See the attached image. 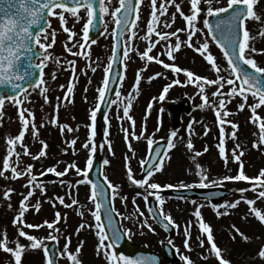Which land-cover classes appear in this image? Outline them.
Here are the masks:
<instances>
[{
  "label": "rangeland",
  "instance_id": "rangeland-1",
  "mask_svg": "<svg viewBox=\"0 0 264 264\" xmlns=\"http://www.w3.org/2000/svg\"><path fill=\"white\" fill-rule=\"evenodd\" d=\"M259 1L261 0H258L256 10L258 13L264 14V12H259ZM177 2L181 3L182 10L185 14H188L189 0H177ZM203 2L204 0H202V5ZM160 3H162V0H158V6ZM106 5L109 7V12L106 14L107 26L104 27L105 30H103L101 37L98 39L99 41L97 40L93 44L87 43L82 34L83 24L87 18L85 10L81 11L80 16L82 18L79 21L72 17L70 13L65 12L67 24H62L57 15L51 16L52 29L48 34L49 39H51L50 34L55 31L56 42L52 48L48 49L54 59L47 62L46 72L44 73V80L49 89L46 94L48 97L47 102L44 96L40 94L41 90L35 89L28 92V99L24 104L15 105L9 101L5 103L4 108L0 112V171H3L2 161L7 156L9 147L7 140L15 138L22 130V122L19 119V110L21 108L30 109L34 113L35 124L39 131V135L34 136L30 122L29 131L26 133L24 140V145L27 146L29 154L20 157L21 163L18 168V170L24 169L28 164H31L33 165L32 173L28 176L12 179L9 169L4 172V175L0 176L1 181H4V184L0 183V241L3 240V234L6 231L10 247L15 248L14 241L17 238L24 245L30 243L25 238L18 237V229L21 225H14L13 223L21 210V200L24 199V196L29 191V187H26V185H28L33 175L38 177L50 167H55L57 171H65L67 169L64 176H57L55 173L49 172L50 175L54 176L52 180L48 181L52 189L46 193L37 186L35 194L27 201V206L32 209V212H25L22 218L25 224L41 225L44 221L53 222L56 219V213L59 212L61 219L56 227L60 229V232H54L46 225L33 229L25 227L24 230L26 232L42 239L44 245L35 250L26 248L22 256V264H46L47 260L43 248L52 242H57L58 244L59 264H72L66 254H62L65 251L66 237H71L68 251L76 254L82 264H109L103 251L98 254L99 238L96 235L95 227L86 226L83 229L79 228L82 223L95 225L96 221L89 211V209L94 211L95 205L89 200L91 190L88 184L79 183L80 180L85 179L83 175L68 167L74 164L84 170L87 167L86 162L89 158L94 161L97 157H101L103 176H107V181L111 186L118 188V194L113 199V205L121 217V226L130 237L134 234V238L137 234L136 239L133 240L134 243L148 242L149 244L147 245H149L150 249L164 258L162 246L168 242L167 237H163L159 233H153L150 228L147 230L146 226L141 227L140 225L144 220H147V217L144 214L139 216L136 211L138 206L139 211L142 212V205L144 203L146 205L150 198H155L163 213L170 215L179 225V233L172 241L177 251L180 249L178 253L188 256L193 261V264L218 263V258L210 252V245L213 241L207 240V234L199 229L198 218L194 215L197 208L200 210V206L203 205L201 215L203 220H205L204 222L208 223L213 229L214 240L216 236V244L222 249L224 258L226 253H228V249L229 251L231 250V245L235 249L238 245H242L241 248L247 250L244 256V264H264V259L258 256V252L261 248H264V222H261L260 225L254 219L255 223L252 220L253 216L250 211L251 207H257L259 211L264 212V198H259L258 196L261 190L256 189L241 195H232L220 207L219 212L224 213L223 215L214 213L208 202L192 203L187 201L186 203H170L165 200L169 198L163 196L162 192L168 188L165 187L168 184L179 185L181 188L189 186L200 187L201 182L209 184L206 188L222 187L232 190L233 193L234 188L241 186L242 184L240 183L244 182L230 180L231 184L234 185L229 187L224 177L235 176V166L240 167L241 162L247 172L264 170V145L259 139V122H253V113L249 107V105L259 101L249 97L245 107L241 110L239 108L242 103L241 97H233L231 102L228 103V97L225 96L226 110L230 112V115L223 117L222 110L221 118L236 123L238 128L232 129L231 124H225L222 130L219 119L215 115L216 109L207 106L200 107L203 100L199 88L195 83H190L187 80L184 72L175 73L171 68L166 69L155 60L147 61L146 59H141V54L146 51L149 45V39H142V37L146 36L147 24L150 20L149 0H142L140 3V20H136L135 24L137 27L132 29L137 32V36L131 40L128 39L130 32L125 36V44L128 50V58H125V62L127 61L129 71L127 76L124 77L125 81L123 79L124 88L120 93L121 95L119 98L117 96L114 98L113 106L104 122V137L100 140L95 136L92 137L91 134V139L93 140L91 142L89 133L91 112L95 110V107L97 109L100 102L97 89L103 86L104 71H107V66L112 56L113 18L111 11L116 8L117 4L114 6L112 1L108 2L107 0ZM226 5L227 0H215V6ZM168 12L169 15L176 12L175 7L169 6ZM206 18L207 16L202 12L196 27L204 29V31L197 32L196 36L193 37L194 47H187L184 43L187 40V32L179 33L182 43L180 50L173 52L174 60L168 58L166 44L163 41L155 44L149 54L158 56L165 63L175 64L177 67L192 71L196 75L214 79L216 74L210 63L206 61L201 53L195 50V46L202 45L205 38H207L209 43L208 51L216 58L217 65L222 70H226L222 71L221 75L227 78H234L227 58L215 45L203 24V20ZM164 19L166 17H161V21ZM65 27L69 29V32L63 30ZM185 27L186 22L177 13L175 23L172 24L171 28H164L161 24L158 26V30L171 32L177 29H184ZM247 27L251 32L254 31L256 33L255 39L252 41L254 46L257 33L264 27V24L249 20ZM71 32L76 35L70 40L69 35ZM259 38L264 39L261 36H258ZM150 39L155 41L157 37L153 34ZM170 42L174 45L176 37H172ZM80 45L85 46L84 49H81ZM68 49H71V51H68ZM73 53L77 54L74 55ZM256 53L258 54L257 57L262 58L261 63L257 62L258 66L264 67V52L258 50ZM56 58L59 59L58 64L55 62ZM73 68H75V71H73ZM92 68L96 70L92 71ZM52 73H55V79H52ZM138 73L140 75V84L139 92H136L135 84ZM157 73L160 75H156ZM176 79H179L181 83H174ZM170 84L172 86L167 94H164L163 89ZM62 85L64 87H61ZM73 85V92L69 95L67 89ZM214 91H216L215 86H205V94L209 96V103L215 101L218 104L220 97L211 95ZM220 91L226 93L229 88L226 86ZM130 93L134 97L132 107L129 109V115L135 121L134 129L131 126L132 122L123 116V109L127 104V98ZM162 94H164L165 98L161 101L159 97ZM66 96L67 99H65ZM184 97L191 99L192 111L188 116L183 113L180 126L174 129L168 114V108L170 105L180 103ZM57 105H59L58 108ZM150 105L151 107H149ZM255 115L259 119H264V105L257 109ZM27 116L28 113H26ZM165 116H167V120ZM53 119L57 123H51ZM157 120H161L162 127H164L165 122L170 123V128L165 132L166 135L164 137L157 133V128L155 127ZM190 124L192 125L191 130L189 129ZM64 125L68 127H64L62 130ZM69 128L72 130L70 131ZM122 129H127V133ZM234 130L237 132V136L232 139L231 132ZM133 131L135 135L141 136L139 140L135 139ZM172 131H176V138L171 137ZM144 137L152 139L154 143L171 138L176 145L170 149V153L163 160L164 166L162 169L153 171V175L145 179L150 183H159L161 188L157 190H146V186L145 188H140L132 183L127 174V167L130 166L133 177L140 179L142 167L140 161L145 160L147 156L144 146H149L147 139ZM73 139L76 140L75 145L71 144ZM189 139H191L193 144L192 149L187 147ZM42 142L47 143L48 147L46 149H43ZM85 143H89L90 147L95 144L97 151L94 154L90 153L89 149L83 147ZM129 143L132 144L135 155L129 150ZM109 144H111V148H109ZM237 144L240 145V148L236 149V154L239 155L241 151L244 153L241 156V162L236 161L232 156V150L236 148ZM219 145L225 147V155L228 156L227 162L220 154ZM42 149L46 152V155L39 159H33V156L38 155ZM205 149L207 150L205 151ZM16 151L23 152L22 146L18 144ZM196 153H200V155L197 156ZM193 156L196 157L195 162L192 159ZM15 159L16 157L13 156L10 164ZM105 160H108L109 164L105 165ZM40 161L45 162L44 166L41 167L39 165ZM196 163L201 165L203 173L209 178L208 181H202L201 174L195 167ZM259 173L256 172L251 175L257 177ZM161 174H163L162 176L167 182L160 180ZM211 181H216L217 183L213 186ZM9 189L13 191L10 192L9 197H5L4 193ZM153 191L156 194H160V198L164 201L163 204L155 197L157 195L150 194ZM137 193L142 195H137ZM144 195L148 196L147 200H144ZM58 197H63L65 204H71L73 199L78 200V203L72 207H66L59 203ZM123 197H127V199L125 200ZM12 199H15L16 203ZM246 199H255L256 204L250 206L246 203ZM133 200H135V204ZM237 200H240V203L236 208L226 207L227 204ZM37 203L40 205L39 211L35 208ZM128 203L132 206L129 209H127ZM80 211L84 212L83 217L78 214ZM189 225L190 236L184 230ZM233 226L240 230L239 233L243 237L241 242L234 239L235 230ZM53 235L58 236L59 239H50V236ZM244 237H247V239ZM201 240L204 241L203 246L200 244ZM189 244L190 247L193 246V249L186 251V249H189ZM81 245V251L78 254L75 253L76 248ZM237 249L240 248L238 247ZM180 260V264H187V261L181 256ZM165 262L169 264L167 261ZM0 264H14L12 254L6 253L2 248H0Z\"/></svg>",
  "mask_w": 264,
  "mask_h": 264
},
{
  "label": "snow or ice",
  "instance_id": "snow-or-ice-1",
  "mask_svg": "<svg viewBox=\"0 0 264 264\" xmlns=\"http://www.w3.org/2000/svg\"><path fill=\"white\" fill-rule=\"evenodd\" d=\"M142 2V0H140ZM17 0H5L4 3H0V12L3 13V16L0 17V85L11 84L13 88V92L20 91L24 93L23 99L17 98L15 94L13 95H0V110L4 108L6 100L10 101L15 105H22L28 99V89H40V94L44 96L45 101L47 102V92L48 86L46 81L44 80V71L43 69L47 67V62L53 60L52 54L48 51V49L52 48L55 44V31H53L51 35V39H49V34L45 25L50 27L49 17L51 15H57L62 24H67V20L65 18L64 13H70L72 17H74L77 21H79L82 17L80 16V10L84 9L86 12L87 20L83 27V38L84 40L88 39L89 36V28L93 24V21L97 18V10L95 6V0H72V6H69L68 3H65L64 0H18V8H16V12L13 13L11 11L12 8L16 6ZM150 3V20L147 24L146 36L142 37V39H149V45L141 54V59H146L147 61L155 60L157 63L162 64L164 68H171L175 73L184 72L186 75L187 80L190 83H195L199 88V92L202 96L203 103L200 105L201 108L207 106L215 108V115L219 119V123L221 125V129L223 130V126L225 124H231L232 129H237L238 125L231 121L225 120L221 118L222 110H223V117H227L230 115V112L226 110V100L225 96L228 97V103L231 102V98L239 96L242 98V103L239 105V108L242 110L245 107L249 99V94L252 97H258V103H253L249 105L252 113H253V122H259V139L261 142H264V119H259L255 114L258 108L264 105V67L258 66L257 61L253 58L252 54L256 53L258 50L252 45V41L255 39V36L251 34L250 29L247 27V22L249 20L259 22L264 24V17L258 13L256 10V5L258 0H227L226 6H215V0H204L202 5V0H189L190 7L188 14L181 8V3L177 2V0H162V3L158 6V0H149ZM206 5V11H205ZM169 6H173L176 9V12H173L169 15L168 8ZM56 9H60L62 11L56 12ZM99 11L101 13H108L109 7L105 4V0H100L99 4ZM123 11V15L121 16L120 13ZM204 12L205 16L217 17L216 24L213 26L209 23L208 19L203 20V24L205 28L210 33H215L211 36V39L214 40L222 49H224V56L227 58V62L231 67V74L234 78H227L221 75L222 70L216 62V58L214 55L208 51L209 43L207 42V38H205L202 45L195 46V50L201 53L202 56L206 59L207 62L210 63L212 69L216 74V78L210 79L207 77H203L200 75L194 74L192 71L182 69L177 67L175 64L165 63L163 60L159 59L158 56L150 55L149 53L152 52L153 47L155 44L160 43L161 41L165 42L166 44V54L169 59L174 60L175 56L173 55L174 51H179L181 48V40L179 33L180 32H187V40L184 41L187 47H194L193 44V37L196 36L197 32H202L204 29L197 28L196 24L200 18L201 13ZM179 15L184 19L186 22V27L184 29H177L176 31H161L158 30V26L162 24L164 28H171L172 24L175 23L176 14ZM135 14V20H140L139 15V7L138 5H132L130 0H119V7H116L112 15L115 17V23L117 25V31L114 33L117 39V43H119V38L121 33L129 32L130 29H135L137 25L135 23L130 24V20ZM161 17H166L163 21H161ZM223 17V18H221ZM65 32H69V29L65 27L63 29ZM153 34L157 37L155 41H151V37ZM218 34V35H217ZM76 34L71 32L69 35V39L71 40ZM258 36L264 37V27H262L258 33ZM137 36V32L132 30L130 31V35L128 37L129 40L135 38ZM172 37H176V43L173 45L170 41ZM67 47V45H66ZM83 48V45H80ZM71 51V49H68ZM264 52V49L260 50ZM76 55L77 53H73ZM83 54V53H79ZM124 57L128 58V50L124 52ZM118 59V53L114 51L113 57L111 62L108 64L107 69L110 70L113 67V64ZM34 60H39V63H35ZM55 62L58 64L59 59L56 58ZM242 62V63H238ZM74 63V62H73ZM245 66L250 67L253 69V72L247 70ZM34 69H39V72L34 71ZM95 68H92V71H95ZM75 71V68H73ZM52 79H55V73H52ZM156 75H160L157 73ZM38 79V83L33 78ZM151 79V78H149ZM109 79L105 78L103 80V86L97 89L99 93L98 99L103 101L106 96V90L109 85ZM176 84H180V80L176 79L174 81ZM26 84V86H25ZM139 84H140V75L138 73L136 84H135V91L139 92ZM215 86L216 91L212 92V96H219L220 99L218 104L213 101L209 103V96L205 94V86ZM172 85H168L163 89V93L167 94L169 88ZM229 88V91L221 92V89L225 87ZM61 87H64L63 85ZM73 86L68 87L67 92L69 95L73 92ZM162 94L159 99L162 101L165 96ZM120 93L117 92V98L120 97ZM59 99V98H58ZM67 99V96L65 97ZM134 99L133 95L130 93L127 98V104L124 106L123 109V116L126 117L129 121L132 122V128H135V121L133 120L132 116L129 115V109L132 107V100ZM59 105H57V108ZM151 107V105L149 106ZM26 113L28 116L26 117ZM19 119L22 122V130L19 132L15 138H10L7 140V145L9 146L7 149V156L2 161V169L0 171V176L4 175V172L9 170L11 171V178L16 179L21 176H28L33 171V165L28 164L26 168L20 169L19 164L21 163L20 157L22 155H28L27 146L24 145L25 135L29 131V126L31 122L32 132L34 136L39 135V131L35 124V115L31 112L30 109L21 108L19 110ZM96 119H97V110H93L91 112V129H92V136H95L96 133ZM107 119V118H106ZM51 123H57L55 119L51 121ZM64 127H68L67 125L62 126V130ZM192 125H189V129L191 130ZM71 131L72 129L69 128ZM125 133H127V129H122ZM159 130V128L157 129ZM207 134V133H205ZM133 135L135 139L139 140L141 136L135 135L133 131ZM191 135V132H190ZM237 136V132L234 130L231 132V138L235 139ZM171 137L176 138L177 133L176 131L171 132ZM127 138V137H126ZM147 139V137H144ZM76 140L73 139L71 141L72 145H75ZM147 143L149 147H151L154 143L152 139H147ZM21 145L23 148V152L16 151L17 145ZM43 149L48 147L47 143L42 142ZM111 148V144L108 145ZM176 145L172 140H169L167 147L169 149L174 148ZM85 149H89L90 153H95L97 151V147L95 144L89 146V143H85L83 145ZM188 149L193 148V144L191 139L188 140L187 143ZM219 151L222 157H224L225 161L227 162L228 156L225 155V147L223 145H219ZM128 148L132 151L133 155H135V151L131 143L128 144ZM240 145L237 144L236 148L232 150V156L236 161H240L241 156H243V152L241 151L239 155L236 154V149H239ZM41 150L38 155L33 156V159H39L40 157H44L46 152ZM207 149H205L206 151ZM162 155L161 151H155V156L157 157L156 160H152V168L148 169L147 175L151 177L153 175V169L155 171H160L162 169L164 161L160 159ZM163 155H167V153H163ZM196 155H200V153H196ZM15 156L16 159L13 163L10 164L12 157ZM193 161L195 162L196 157H192ZM141 165L143 166L149 161L141 160ZM87 167L84 170H81L76 165L72 164L69 165V168L74 169L78 174H82L85 179L79 181L80 184H89L91 185V194L89 196V200H91L95 205V210L89 209L91 215L94 217L96 223L95 225H86L84 223L79 225L80 229L87 227H95L96 235L99 238L98 244V254L100 251H103L105 256L107 257L109 264H156L155 260L151 257H140L133 259L126 255L118 254L114 250L115 243L119 242L122 238L121 231L113 227L111 235H109L105 231V226L102 222L101 217V210L102 204L99 202L98 197L106 196V189L97 183H93L91 180L87 179L89 170L93 166V161L89 158L86 162ZM104 164H109L108 160L104 161ZM195 167L199 170L201 174L202 181H208V176L203 173V169L199 163L195 164ZM47 172L55 173L57 176H64L67 172L65 171H57L55 167H50L47 169ZM127 174L129 179L132 180V183L138 185L140 188L157 190L161 188L159 183L149 182L145 179H135L133 177L132 168L130 166L127 167ZM107 180V176L104 177ZM225 180H235V181H254L252 188L253 191L256 190L257 186L264 188V170H261L259 175L255 178H250L249 176L245 175L243 170V163L241 162L239 174L235 176H226L224 177ZM36 177L33 175L31 180H29L28 185L29 187L28 193L24 196V199L21 201V210L19 214L15 217L13 223L20 224L21 227L18 229V237L25 238L30 243L28 245H24L20 242V239L17 238L15 243V248L9 246V239L7 236V232L5 231L3 234V240L0 241V248L6 253L12 254L14 257V264H22V256L25 252L26 248H31L33 250L39 249L44 245V241L38 238L36 235L29 234L24 230V228L33 229V228H40L43 226H47L49 229H52L54 232H60V229L56 227L61 219V214L59 212L56 213V219L53 222L44 221L41 225H34L31 223H24L23 217L25 212L28 210L27 201L30 197L35 194L36 185L34 181ZM217 182L211 181V184L214 186ZM111 186V185H110ZM183 186V185H181ZM200 187H208L209 184L205 182H201ZM112 187V196L113 199L118 194V188L115 186ZM168 188H172L173 185L168 184ZM190 187V186H189ZM13 191L9 189L5 191V197L10 196V192ZM241 193L246 192L247 189H240ZM156 195L155 191L152 193ZM137 195H142L141 193H137ZM259 198H264V190L259 191L258 193ZM144 200L148 199L147 195L143 196ZM59 203L61 205H65L66 207H72L73 205L78 203V200L73 199L71 204H65V199L63 197H58ZM123 199H127V197H123ZM157 199L163 204V200L157 195ZM244 199V197H242ZM135 204V200H133ZM195 203V201H193ZM240 203V200L235 202H231L226 205L228 208H236L237 205ZM246 203L248 205H255V199H246ZM11 207V205H9ZM39 203L35 205L37 211H39ZM200 207H203L201 205ZM215 207V205H214ZM139 216H143V212L139 211V207L137 206L136 209ZM161 215H164L165 221H171L172 217L170 215L164 214L163 210L161 209ZM251 213L258 217L259 221L264 222V212L258 210L257 207H251ZM111 212L112 210L109 209V222H111ZM81 217L84 216V212L80 211L78 213ZM218 215H223L224 213L217 212ZM195 217L198 218L199 229L202 230L203 233L207 234V240L213 241V229L209 226L208 223H205L199 208L194 213ZM131 218V217H129ZM138 218V217H137ZM141 227L147 226L151 228V224L148 223L147 220H144L143 223L140 225ZM234 227V226H233ZM189 226L185 227V233L190 236ZM235 232L239 233V229L234 227ZM242 235V234H241ZM247 239V237H244ZM52 240H58V236H50ZM66 246L65 251L62 254H66L67 258L72 261V264H82V261L78 259L77 255L74 254L72 251H68V245L71 243V237H66ZM108 243H105V242ZM187 246V240H186ZM204 241L201 240L200 244L203 246ZM81 246L77 247L75 253H79L81 251ZM46 256L49 252L47 247L43 248ZM210 252L214 254L216 258L219 260V264H230V261L222 255V249L217 246L215 242H212L210 245ZM258 256L264 259V248L258 252ZM183 259L187 261V264H193V261L188 257L184 256ZM46 264H54V258L49 256L47 258Z\"/></svg>",
  "mask_w": 264,
  "mask_h": 264
},
{
  "label": "water",
  "instance_id": "water-1",
  "mask_svg": "<svg viewBox=\"0 0 264 264\" xmlns=\"http://www.w3.org/2000/svg\"><path fill=\"white\" fill-rule=\"evenodd\" d=\"M139 1L140 0H130L132 5H139ZM4 2H5V0H0V3H4ZM64 2L68 3L69 6H72V0H64ZM99 4H100V0H95V6H96V10H97V18L93 21V24L89 28V37H90L89 39L91 41H94L100 35V31L102 28L103 19H102V13L99 11ZM18 6L19 5H18V0H17L16 6L14 8H12L11 11L13 13H15L16 8H18ZM120 15L121 16L123 15V11L120 13ZM2 16H3V13L0 12V17H2ZM221 18H223V17H221ZM208 20H209V23H211L213 26H215L217 17L212 16V17H209ZM134 22H135V14H133V16L130 20V24L134 23ZM45 27L47 28L48 25H45ZM116 31H117V25H116ZM124 34L125 33H121L120 38H119V43H117L116 36L114 38L115 39V51L118 53V59L113 64L112 69H110L109 76H108L110 83H109L107 90H106L105 99L103 101H101V104L99 106L98 116H97V119L95 122L96 123V134L99 136H101V134H102L103 121H104V119L107 115V112L111 106L113 97L115 96V94L117 92V89L119 87L121 77H122L123 59H124V41H123ZM213 34H215V33H210L211 36ZM222 51L224 52V49H222ZM238 63H242V62H238ZM245 67L250 72L254 71L253 69H251L248 66H245ZM34 71L39 72L40 70L34 69ZM33 79L36 80V82L38 83L37 78L34 77ZM262 79H264V77H262ZM25 86H26V84H25ZM20 93H21L20 91H17L14 93L11 84L0 85V95H5V94L19 95ZM190 110H191L190 101L187 98H185L184 101L181 104H179L178 106L170 108L171 117L173 119L175 127L179 126L181 113L186 112L188 114V113H190ZM165 148H166V144L162 143V144L156 145L152 149L150 156H149V159H148L149 163H146L144 168H143V172L141 175L142 177H146L148 169L152 168L151 161L157 159V157L155 156V151H161L162 152L161 157H162L163 153L165 151ZM88 179L91 180L93 183L101 184L106 189V196L98 197L99 202L102 204L101 217H102V222L105 226V231L109 235H111L113 227L115 226L122 233L121 240L119 242L115 243V245H114L115 251L118 254L126 255L128 257L133 258V259L140 258V257H151L155 260L156 264H162V261L160 260V258L155 254H149V252L146 248H144L142 246H139V247L133 246L128 241L127 237L124 235L123 230L119 227V219H118L117 215L113 212L112 205H111V197H112L111 196V190H110L109 186L107 185V183L102 179V166H101L100 158H98L94 162V164H93V166L89 172ZM168 194L173 195V196H179V197H190L191 199L208 198V199L212 200L215 204L221 203L223 198L228 197V195H229L224 190H220V189L185 190V191H173V192L170 191V192H168ZM109 209L112 210L111 222H109V214H108ZM149 209L152 212V214L154 215L156 221L160 224V226L163 227L168 232H170L171 236H173L174 233L172 232L171 227L160 216V214L157 210L156 203L154 201L151 202ZM47 248L49 249L48 256L53 257L54 258V264H57L56 245L53 244V245L48 246ZM165 251L167 253V257L172 260V263L176 264L175 255H174L171 247L166 246Z\"/></svg>",
  "mask_w": 264,
  "mask_h": 264
},
{
  "label": "trees",
  "instance_id": "trees-1",
  "mask_svg": "<svg viewBox=\"0 0 264 264\" xmlns=\"http://www.w3.org/2000/svg\"><path fill=\"white\" fill-rule=\"evenodd\" d=\"M262 17H264V16L262 15ZM252 35L255 36L256 33L254 31H252ZM254 47L257 50H262L263 47H264V39H261V38L258 39V35H257L256 40H255V43H254ZM229 255H231V259H235L234 252L233 253H230Z\"/></svg>",
  "mask_w": 264,
  "mask_h": 264
}]
</instances>
